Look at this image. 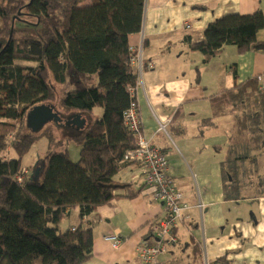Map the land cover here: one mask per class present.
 <instances>
[{
  "label": "trees",
  "instance_id": "16d2710c",
  "mask_svg": "<svg viewBox=\"0 0 264 264\" xmlns=\"http://www.w3.org/2000/svg\"><path fill=\"white\" fill-rule=\"evenodd\" d=\"M89 1L0 0V264H84L93 255V233L82 218L117 191L135 195L117 175L133 163L124 156L136 147L123 112L133 100L131 60L138 58L128 37L141 29L145 0ZM263 27L261 11L226 14L209 23L203 40L190 48L204 62L227 45L242 53L264 51V40L256 38ZM245 82L212 99L211 107L215 117L234 113L229 163L245 161L255 195L264 196V93L256 81ZM67 85L73 88L66 91ZM39 105H50L63 121L77 114L86 119L81 131L68 126L73 134L66 141L80 146L78 163L65 150L56 151L65 140L44 126L27 128V113ZM96 107L100 116L93 114ZM201 122L213 125L212 119ZM40 136L47 140L43 162L19 183L22 159ZM228 178L234 191L235 174L229 171ZM72 209L79 211V225L55 226Z\"/></svg>",
  "mask_w": 264,
  "mask_h": 264
},
{
  "label": "crops",
  "instance_id": "0c3cea01",
  "mask_svg": "<svg viewBox=\"0 0 264 264\" xmlns=\"http://www.w3.org/2000/svg\"><path fill=\"white\" fill-rule=\"evenodd\" d=\"M256 11L264 16V0H145L141 29L128 37L132 52L143 64H152L142 69L135 94L143 134L163 150L175 192L186 207L182 213L188 216L175 223L177 242L158 255L160 264H264V196L255 195L258 189L244 169L250 166L239 160L229 163L233 153L223 152L234 113L215 117L211 107L212 99L251 79L264 93V51L242 53L227 45L204 62V55L190 48L203 40L215 19ZM256 38L264 40V27ZM218 118L227 119L218 123ZM206 119L213 125L201 122ZM221 127L224 132L217 133ZM229 171L235 174L234 191ZM117 178L131 184L135 195L117 191L82 218L86 227L96 223L102 230L91 228L93 255L84 264H140L138 247L152 243L150 224L166 215L138 163ZM63 222L65 229L78 226V209L70 210L60 226ZM112 233L122 240L118 248L103 240Z\"/></svg>",
  "mask_w": 264,
  "mask_h": 264
},
{
  "label": "built area",
  "instance_id": "2783aa9c",
  "mask_svg": "<svg viewBox=\"0 0 264 264\" xmlns=\"http://www.w3.org/2000/svg\"><path fill=\"white\" fill-rule=\"evenodd\" d=\"M187 24V23H186ZM184 26H188L185 25ZM131 64L137 65L138 70L134 71L136 75V84L134 88H129L130 96L132 97L138 85H141V71L144 68V64L141 58L132 59ZM152 64H148L147 68H151ZM123 122L128 130L136 138V147L133 150L128 151L124 159L128 162L138 163L140 169L145 175V181L148 185L154 188L155 197L162 201L165 207L166 215L155 221L154 232L157 242L155 244L142 242L138 247L137 255L139 257L140 264H160L158 261V255L161 254L166 247L176 243L175 234L173 228L175 223L183 218L182 210L186 207L180 202L181 194L175 192L173 179L169 176V164L163 151L160 147L150 142L143 134L140 112L137 103L132 100L129 107L123 112ZM27 170L23 169L21 174L17 176V181L20 183L27 175ZM202 205L198 204V208ZM105 242H108L114 248L120 247L122 240L117 233H112L103 237ZM202 264H208L204 261Z\"/></svg>",
  "mask_w": 264,
  "mask_h": 264
},
{
  "label": "rangeland",
  "instance_id": "374dc122",
  "mask_svg": "<svg viewBox=\"0 0 264 264\" xmlns=\"http://www.w3.org/2000/svg\"><path fill=\"white\" fill-rule=\"evenodd\" d=\"M90 3L89 0H86L85 3L83 4H88ZM144 6H145V1H144ZM185 25H187L185 23ZM141 45H142V41H141ZM140 53V52H139ZM96 80H97V77L96 75H93L92 76V81H93V84H96ZM61 88L63 86H60ZM139 87V85H138ZM73 87H71L70 85H67L64 89L66 91L68 90H71ZM136 94V92H135ZM135 94L131 97L136 103H137V100H136V96ZM138 105V103H137ZM139 108V107H138ZM93 114L95 116H100L102 114V109L99 108V107H96L94 110H93ZM86 118H88L87 116H85ZM141 118V117H140ZM227 118H223V120L221 118H218L216 121L218 123L225 121ZM221 122V123H222ZM142 124V123H141ZM229 124V123H228ZM44 128H47V130L54 136L55 139L57 140H68L67 139V136H71L73 134V130L71 128H69L68 126H64L62 123H54L52 121H49L47 122L45 125H44ZM224 127H221V131H218L217 133H221V132H224ZM233 132V130H232ZM232 134V133H231ZM230 139V136H228V143L227 145H223L224 143H222V148H223V152L227 149L230 148V145H231V141L229 140ZM223 142H225L223 140ZM47 150V140L44 136H40L38 138V140L34 143L33 147L30 149L29 153H27L23 159H22V165H23V169H26L27 172L29 173V171L33 169H36V167L38 166H35V164L39 161V160H42L43 158V155L45 154L44 152ZM66 151L67 154H68V158L71 162L73 163H78L79 162V150H80V146H78V144H76L74 141L72 140H69V141H66L62 147H57L56 151ZM41 158V159H40ZM37 161V162H36ZM260 172V168L258 166V168L254 169L253 171V180H256V183H257V186H258V176H259V172ZM258 172V173H257ZM27 173V174H28ZM93 217V216H92ZM92 217L90 218V221L92 220ZM65 217L59 221L58 223L55 224V226L59 227L61 230H66L65 227H64V222L63 224H60L59 223H62V221H64ZM155 223V221L153 222ZM91 228L92 229H95L96 231H102L101 230V225L100 224H91ZM105 233V232H104ZM175 238L177 240V236L175 235Z\"/></svg>",
  "mask_w": 264,
  "mask_h": 264
},
{
  "label": "water",
  "instance_id": "95a60500",
  "mask_svg": "<svg viewBox=\"0 0 264 264\" xmlns=\"http://www.w3.org/2000/svg\"><path fill=\"white\" fill-rule=\"evenodd\" d=\"M49 121L57 124L62 123L65 126H71L72 128H75L76 131H81L86 125V119L78 114L63 121L50 105L35 106L26 115V126L32 131L40 130ZM42 162V160H39L35 166L41 165ZM38 171L36 172L38 173ZM34 173L35 171H33V174Z\"/></svg>",
  "mask_w": 264,
  "mask_h": 264
}]
</instances>
